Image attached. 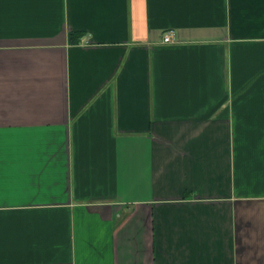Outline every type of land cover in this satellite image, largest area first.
<instances>
[{"label": "crops", "instance_id": "crops-1", "mask_svg": "<svg viewBox=\"0 0 264 264\" xmlns=\"http://www.w3.org/2000/svg\"><path fill=\"white\" fill-rule=\"evenodd\" d=\"M0 264H264V0H0Z\"/></svg>", "mask_w": 264, "mask_h": 264}, {"label": "built area", "instance_id": "built-area-1", "mask_svg": "<svg viewBox=\"0 0 264 264\" xmlns=\"http://www.w3.org/2000/svg\"><path fill=\"white\" fill-rule=\"evenodd\" d=\"M176 37H177V34L175 30L167 31L163 36V44H167V45L175 44Z\"/></svg>", "mask_w": 264, "mask_h": 264}, {"label": "trees", "instance_id": "trees-1", "mask_svg": "<svg viewBox=\"0 0 264 264\" xmlns=\"http://www.w3.org/2000/svg\"><path fill=\"white\" fill-rule=\"evenodd\" d=\"M71 42L72 43H77L78 41H79V36L77 35V34H75V33H71Z\"/></svg>", "mask_w": 264, "mask_h": 264}]
</instances>
